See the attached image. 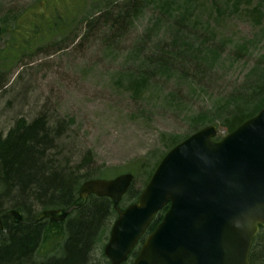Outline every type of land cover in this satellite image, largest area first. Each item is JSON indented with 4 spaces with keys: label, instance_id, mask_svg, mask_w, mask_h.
Instances as JSON below:
<instances>
[{
    "label": "rangeland",
    "instance_id": "374dc122",
    "mask_svg": "<svg viewBox=\"0 0 264 264\" xmlns=\"http://www.w3.org/2000/svg\"><path fill=\"white\" fill-rule=\"evenodd\" d=\"M174 1L167 13L165 0H0V137L19 120L48 117L63 163L86 152L91 167H120L112 177L138 169L134 185L143 190L171 138L209 124L226 134L225 98L264 57V0ZM134 3L137 16L119 34L111 21ZM61 16L60 30L25 42L23 25ZM158 48L178 49L173 67L148 59Z\"/></svg>",
    "mask_w": 264,
    "mask_h": 264
},
{
    "label": "water",
    "instance_id": "95a60500",
    "mask_svg": "<svg viewBox=\"0 0 264 264\" xmlns=\"http://www.w3.org/2000/svg\"><path fill=\"white\" fill-rule=\"evenodd\" d=\"M215 125L200 128L161 159L136 202H120L134 175L91 178L80 188L110 197L118 217L104 247L112 264L126 262L159 211L132 264H252L250 252L264 226V108L219 140ZM75 207L46 209L38 220H64ZM14 222L23 213L11 209ZM1 224V221H0Z\"/></svg>",
    "mask_w": 264,
    "mask_h": 264
},
{
    "label": "trees",
    "instance_id": "16d2710c",
    "mask_svg": "<svg viewBox=\"0 0 264 264\" xmlns=\"http://www.w3.org/2000/svg\"><path fill=\"white\" fill-rule=\"evenodd\" d=\"M224 1L226 4L231 2ZM240 1L235 0L234 3ZM172 2L175 1L165 0L162 10L173 12ZM135 6L134 3L129 11L126 9L124 14H118L111 21V27L116 28L119 34L134 22L137 16ZM189 9L194 10L188 5L184 11L189 14ZM100 15L98 19L102 17ZM182 17V20L187 19L185 15ZM60 18L62 21L55 19L51 23L54 25L45 17L42 21L37 18L32 25H23L21 28L25 30V34L22 37L27 44L32 40H41L46 37L45 31L50 33L51 29L60 30L67 24L66 17ZM244 47L245 45H238L236 54H244ZM177 51L178 49L158 48L148 59L159 68L169 69L176 64L179 55ZM184 52L187 54L186 50ZM218 52L213 51L212 56ZM143 78L145 80L141 82ZM149 79V74H146L135 80V90L139 86L141 88L137 92L143 90ZM244 81L225 98L227 113L222 126L227 132L234 130L264 107V57L256 61ZM198 117L201 124L207 121L206 117ZM47 121L48 117L42 116L29 123L19 120L6 137H0V217L4 226L3 229L0 228V264H112L103 251L111 226L118 216L113 200L91 194L83 202L80 188L90 178L112 177L111 173L120 167H91L86 152L78 163L69 164L71 159H65L63 163L57 157L61 153L53 152L60 147V130L55 126L53 128ZM198 129L196 127L194 131ZM182 139L171 138L166 151L148 171L147 182L163 155ZM136 170L138 169H130L132 172ZM134 183L133 181L121 201L123 208L136 201L142 191L140 188L136 189ZM73 205L77 208L64 221L57 222L49 218L37 221L42 209H68ZM10 208L21 210L24 221L15 223L11 216H7L6 212ZM167 209L165 207L158 213L146 235L156 228ZM143 240L144 238L141 242ZM138 251L139 247L122 264H132ZM250 259L252 264H264V227H261L254 239Z\"/></svg>",
    "mask_w": 264,
    "mask_h": 264
},
{
    "label": "bare ground",
    "instance_id": "6f19581e",
    "mask_svg": "<svg viewBox=\"0 0 264 264\" xmlns=\"http://www.w3.org/2000/svg\"><path fill=\"white\" fill-rule=\"evenodd\" d=\"M73 206H74L75 208H77L76 205H73ZM75 208H74V209H75ZM11 209H17V208H10L9 210H11ZM46 209H52V208H45V209H42L41 212H43V211L46 210ZM74 209H73V210H74ZM9 210H8V211H9ZM18 210H19V209H18ZM8 211H7V212H8ZM20 211H21V210H20ZM7 212H6V215H7ZM41 212H40V213H41ZM71 212H72V211H71ZM22 213H23V212H22ZM40 213H39V214H40ZM39 214H38V216H39ZM69 214H70V212H69ZM69 214L67 215V217H66L64 220H66V219L68 218ZM7 216H11V215H7ZM38 216H37V221H42V220H45V219H46V218H45V219H42V220H38ZM11 217H12V216H11ZM12 219H13V217H12ZM64 220H61V221H64ZM0 221H1L0 228L3 229L4 226H3V222H2V218H1V217H0ZM13 221H14V220H13ZM23 221H24V213H23ZM23 221H22V222H23ZM53 221H55V220H53ZM57 222H59V221H57ZM15 223H16V222H15Z\"/></svg>",
    "mask_w": 264,
    "mask_h": 264
}]
</instances>
